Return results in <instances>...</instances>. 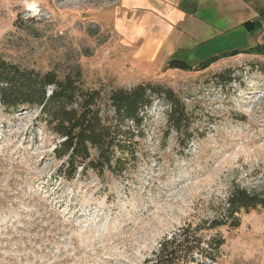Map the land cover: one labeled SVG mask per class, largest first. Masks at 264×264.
Listing matches in <instances>:
<instances>
[{
    "label": "rangeland",
    "instance_id": "obj_1",
    "mask_svg": "<svg viewBox=\"0 0 264 264\" xmlns=\"http://www.w3.org/2000/svg\"><path fill=\"white\" fill-rule=\"evenodd\" d=\"M220 1L202 0L155 68L112 30L116 0H0L3 59L59 78L79 74L86 89L163 86L186 106L191 134L184 148L166 136L168 108L155 102L133 174L65 181L37 111L0 107V264H144L165 236L222 217L231 189L264 200V56L239 51L252 45L236 22L251 13L240 3L229 13ZM172 59L191 71L168 68ZM234 217L235 228L228 220L217 230L216 264H264V208Z\"/></svg>",
    "mask_w": 264,
    "mask_h": 264
},
{
    "label": "trees",
    "instance_id": "obj_2",
    "mask_svg": "<svg viewBox=\"0 0 264 264\" xmlns=\"http://www.w3.org/2000/svg\"><path fill=\"white\" fill-rule=\"evenodd\" d=\"M247 51L242 53L264 56L260 47ZM230 54L199 64L197 71L239 53ZM180 64L174 59L167 63L168 68L191 71L192 67ZM155 102L168 108L165 135L174 133L184 148L191 140L189 113L170 89L149 83L129 89H86L79 74L59 78L54 71L26 69L0 56V107L15 113L37 111L35 122L54 136L51 155L58 163L55 175L65 181L88 173L99 179L105 175L124 179L133 174L139 163L147 112ZM257 207L264 208V200L245 190L231 189L222 217L187 224L165 236L144 264H216L224 245L217 230L233 222L235 228L236 214Z\"/></svg>",
    "mask_w": 264,
    "mask_h": 264
},
{
    "label": "crops",
    "instance_id": "obj_3",
    "mask_svg": "<svg viewBox=\"0 0 264 264\" xmlns=\"http://www.w3.org/2000/svg\"><path fill=\"white\" fill-rule=\"evenodd\" d=\"M210 1L213 4L221 2L220 0ZM222 1L225 11L229 13L235 14L238 11L236 3L242 5L243 11L251 13L250 16L236 22V25L248 34V40L252 45L239 51L256 47L264 51V0ZM115 3L113 7L116 22L112 30L118 31L119 36L126 39V44L132 47L130 50L133 53L132 56L138 57L141 63L154 64L156 68L159 66L157 59L161 51L168 46L175 28L179 24L193 20L195 9L202 4V0H116ZM246 22L252 25L245 27ZM175 55L176 53L172 55V58Z\"/></svg>",
    "mask_w": 264,
    "mask_h": 264
},
{
    "label": "bare ground",
    "instance_id": "obj_4",
    "mask_svg": "<svg viewBox=\"0 0 264 264\" xmlns=\"http://www.w3.org/2000/svg\"><path fill=\"white\" fill-rule=\"evenodd\" d=\"M29 7H30V9L35 10L34 4H31Z\"/></svg>",
    "mask_w": 264,
    "mask_h": 264
}]
</instances>
